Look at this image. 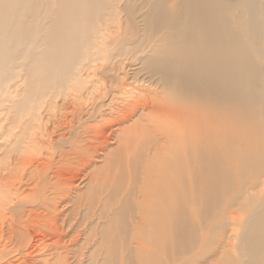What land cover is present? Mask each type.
I'll list each match as a JSON object with an SVG mask.
<instances>
[{
    "label": "bare ground",
    "instance_id": "obj_1",
    "mask_svg": "<svg viewBox=\"0 0 264 264\" xmlns=\"http://www.w3.org/2000/svg\"><path fill=\"white\" fill-rule=\"evenodd\" d=\"M0 111V264H81L73 193L86 264H169L199 206L192 264H264V0H0Z\"/></svg>",
    "mask_w": 264,
    "mask_h": 264
},
{
    "label": "rangeland",
    "instance_id": "obj_2",
    "mask_svg": "<svg viewBox=\"0 0 264 264\" xmlns=\"http://www.w3.org/2000/svg\"><path fill=\"white\" fill-rule=\"evenodd\" d=\"M121 94L120 93H118V91H116L115 93H111L110 95H107V96H104V97H101L100 99H98L97 100V103H102V102H105L106 103V105L105 106H103L102 107V112L104 113L105 112V116L104 117H109L110 116V111L111 110H113V108H115V107H117L122 101L121 100H116V98H117V96H120ZM119 103V104H118ZM101 109V108H100ZM105 109V111H103ZM1 112V111H0ZM46 112V111H45ZM44 112V113H45ZM2 115V114H1ZM102 117V116H101ZM101 117H98L97 119H94L93 120V122L94 123H97L98 121H100V119H101ZM88 123H90V122H88ZM2 139H0V141H1ZM56 155H57V153H56ZM49 156V155H48ZM56 158H58V155L56 156ZM79 181H77V183H78ZM83 185H84V182L83 183H81L79 186L80 187H83ZM71 196V198H69L63 205H64V207H63V209H64V215H63V218L64 219H68V218H70L71 217V214H74V215H76V219L74 220V224L76 225L75 227H77V223H80V226H78V229H80V235H79V238L81 239V240H79V242L78 243H81V245L79 244V245H77L76 243V246L75 245H71V248H70V252H69V256H70V260L73 262V263H76V254H77V256H79V257H81V259H82V263L81 264H86L87 262H88V258H89V256H88V252H89V246H90V244L88 245V248L87 247H85L86 245H83L82 244V242H83V240H84V236L86 237V235H84V234H86V232L87 231H85V229H86V223H85V225L83 224V222H82V219H83V215H82V213L84 214V209H85V205H84V201L85 200H83V202H82V199L79 201V203H78V205H77V208H74L75 207V205L77 204L74 200H73V198H74V193L72 194V195H70ZM73 196V197H72ZM71 204V205H70ZM114 204V206H116V205H119V204H116V202L115 203H113ZM69 207H68V206ZM81 205V206H80ZM70 206H74L73 208L72 207H70ZM67 208V209H66ZM83 210V211H82ZM232 210L234 211V214L236 215V216H238V217H241L242 218V216H241V212L239 211V210H237V208H232ZM66 211V212H65ZM71 211V212H70ZM70 213V214H69ZM193 214H194V218L193 219H195V221H196V223H197V226H198V234H199V237H198V240H197V243H196V245L194 246V248H193V250L190 252V253H186V254H183V255H181L179 258H177V257H174V261L172 260L171 261V258H170V256H168L169 254H168V252L167 251H165L164 249L162 250V249H159L158 250V253H159V256L161 257V258H163V260H165L166 262H169V264H190V262H191V264H192V262H196V263H198V260L200 259L199 258V256H200V254H201V252H202V250L204 249V248H207V247H212V246H215L214 244L213 245H208L209 243H208V241H209V239H210V229L212 228V226H213V224L215 223V220H216V218L214 217V219H211V220H207V219H205L204 217H203V215H202V210L200 209V206H199V210L198 211H194L193 212ZM244 217V216H243ZM82 218V219H81ZM87 222H89V221H87ZM101 222H102V219H101ZM82 223V224H81ZM100 227L101 226H99V229H100ZM234 227V226H233ZM233 227L231 226V227H229V229H228V234L226 235L227 236V238H228V242H231V230L233 229ZM87 230H88V228H87ZM239 230H240V228H239ZM240 232V231H239ZM71 233V232H70ZM76 233H77V231H76ZM73 234V233H72ZM69 236V235H68ZM67 236V237H68ZM222 236V235H221ZM70 237V236H69ZM68 237V238H69ZM217 238H218V236H216V235H213V237H212V239L214 240L215 239V242H216V240H217ZM226 238V239H227ZM81 241V242H80ZM164 242H166V240H164L163 241V243ZM218 242V241H217ZM235 243H237V244H239V239H235ZM83 245V246H82ZM78 248V249H77ZM77 252H76V251ZM209 249L207 248V251H208ZM44 252V249H41V250H39V251H37L36 252V254L38 253V254H41V253H43ZM35 254V253H34ZM44 254V253H43ZM42 254V255H43ZM43 258L41 257L40 258V263L41 264H43V260H42Z\"/></svg>",
    "mask_w": 264,
    "mask_h": 264
}]
</instances>
